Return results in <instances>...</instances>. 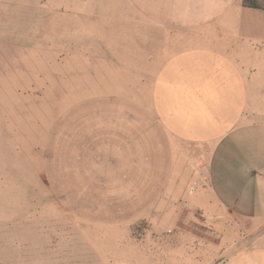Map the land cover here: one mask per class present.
Masks as SVG:
<instances>
[{"label":"crops","instance_id":"0c3cea01","mask_svg":"<svg viewBox=\"0 0 264 264\" xmlns=\"http://www.w3.org/2000/svg\"><path fill=\"white\" fill-rule=\"evenodd\" d=\"M6 13L25 14V28H0L1 199L15 200L25 170L59 187L77 220L235 245L245 227L249 247L215 259L264 264V10L0 0V27ZM177 245L166 264L214 263L206 248Z\"/></svg>","mask_w":264,"mask_h":264},{"label":"rangeland","instance_id":"374dc122","mask_svg":"<svg viewBox=\"0 0 264 264\" xmlns=\"http://www.w3.org/2000/svg\"><path fill=\"white\" fill-rule=\"evenodd\" d=\"M259 2L264 6V0ZM4 18L1 29L24 30L25 14L6 13ZM44 91L35 92L44 95ZM29 93L32 94V90L21 87V95ZM17 164L24 166L25 162L17 159ZM36 175L20 170L16 173L15 200L0 198V206L4 207L0 208V264H139L138 259L143 255L138 253V248L146 249V264H166L167 251L176 244L180 249L206 248L215 259L217 250L223 247H230L233 252L243 250L249 247L250 239L256 237L244 227L241 230L243 242L236 245L219 243L216 237H209V243L173 241L170 235H149L147 231L151 228L145 222L133 226L130 237L123 236L122 227L113 229L77 220L60 207L59 187L46 185ZM182 227L203 234L196 226ZM263 229L260 227L257 235ZM220 261L215 259L213 264Z\"/></svg>","mask_w":264,"mask_h":264},{"label":"trees","instance_id":"16d2710c","mask_svg":"<svg viewBox=\"0 0 264 264\" xmlns=\"http://www.w3.org/2000/svg\"><path fill=\"white\" fill-rule=\"evenodd\" d=\"M242 4L245 8H253L257 10H264V6L259 0H242Z\"/></svg>","mask_w":264,"mask_h":264},{"label":"built area","instance_id":"2783aa9c","mask_svg":"<svg viewBox=\"0 0 264 264\" xmlns=\"http://www.w3.org/2000/svg\"><path fill=\"white\" fill-rule=\"evenodd\" d=\"M192 190L195 191V188H193Z\"/></svg>","mask_w":264,"mask_h":264}]
</instances>
